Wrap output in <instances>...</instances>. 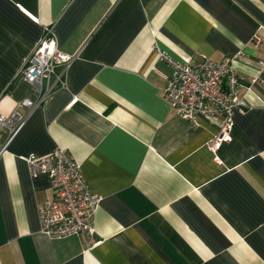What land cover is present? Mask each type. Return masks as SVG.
I'll list each match as a JSON object with an SVG mask.
<instances>
[{
	"label": "crops",
	"instance_id": "crops-1",
	"mask_svg": "<svg viewBox=\"0 0 264 264\" xmlns=\"http://www.w3.org/2000/svg\"><path fill=\"white\" fill-rule=\"evenodd\" d=\"M45 25L75 57L68 89L5 145L0 131V264H264V0H0L3 113L33 96L17 73ZM158 48L233 56L244 108L228 140L211 148L217 119L174 113ZM55 146L100 197L89 235L41 229L50 182L24 155Z\"/></svg>",
	"mask_w": 264,
	"mask_h": 264
},
{
	"label": "built area",
	"instance_id": "built-area-1",
	"mask_svg": "<svg viewBox=\"0 0 264 264\" xmlns=\"http://www.w3.org/2000/svg\"><path fill=\"white\" fill-rule=\"evenodd\" d=\"M251 42L258 45L260 37L254 34ZM157 56L171 68L162 92L174 113L190 123H196L198 115L217 119L218 131L209 142L211 148L228 140L233 115L244 108L240 96L243 83L231 65L233 56L212 60L203 55L197 60H182L159 48ZM74 57L75 54L58 48L52 27L45 25L41 38L17 73L20 80L33 87V96L16 101L9 113L0 111V131L6 132L4 145L49 94L68 89L66 72ZM24 159L31 176L45 174L50 182L51 194L37 205L42 231L49 237L91 234L100 197L91 191L81 164L60 146L41 155L30 152Z\"/></svg>",
	"mask_w": 264,
	"mask_h": 264
}]
</instances>
